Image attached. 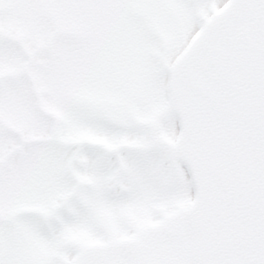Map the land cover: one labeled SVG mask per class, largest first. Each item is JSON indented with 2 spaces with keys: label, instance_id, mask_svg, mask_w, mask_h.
<instances>
[{
  "label": "snow or ice",
  "instance_id": "6c2138e0",
  "mask_svg": "<svg viewBox=\"0 0 264 264\" xmlns=\"http://www.w3.org/2000/svg\"><path fill=\"white\" fill-rule=\"evenodd\" d=\"M0 264H264V0H0Z\"/></svg>",
  "mask_w": 264,
  "mask_h": 264
}]
</instances>
